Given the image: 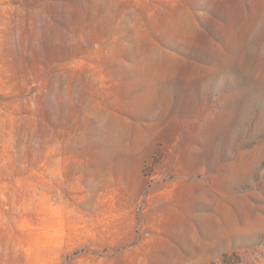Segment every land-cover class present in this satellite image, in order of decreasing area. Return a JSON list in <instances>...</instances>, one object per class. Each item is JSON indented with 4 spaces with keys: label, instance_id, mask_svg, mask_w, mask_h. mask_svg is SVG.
I'll return each instance as SVG.
<instances>
[{
    "label": "rangeland",
    "instance_id": "1",
    "mask_svg": "<svg viewBox=\"0 0 264 264\" xmlns=\"http://www.w3.org/2000/svg\"><path fill=\"white\" fill-rule=\"evenodd\" d=\"M0 264H264V0H0Z\"/></svg>",
    "mask_w": 264,
    "mask_h": 264
}]
</instances>
